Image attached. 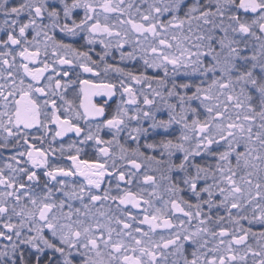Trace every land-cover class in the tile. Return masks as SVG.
Segmentation results:
<instances>
[{"label": "snow or ice", "instance_id": "6c2138e0", "mask_svg": "<svg viewBox=\"0 0 264 264\" xmlns=\"http://www.w3.org/2000/svg\"><path fill=\"white\" fill-rule=\"evenodd\" d=\"M0 149V264H264V0H0Z\"/></svg>", "mask_w": 264, "mask_h": 264}, {"label": "flooded vegetation", "instance_id": "af4514ba", "mask_svg": "<svg viewBox=\"0 0 264 264\" xmlns=\"http://www.w3.org/2000/svg\"><path fill=\"white\" fill-rule=\"evenodd\" d=\"M101 48H102V46H97V49L96 50L97 51H100ZM41 59H43V56H41ZM116 62L119 63L118 54H117ZM128 66L131 67L132 65L129 64ZM67 96H68L69 99H75L74 96H73V94H72L71 89L69 90ZM49 135H51V133H49ZM102 135H105V138L106 139L107 138H110L106 134H102ZM70 139L75 140V139H78V138L75 137L74 134L69 133L68 136H65L62 141L58 138L57 143L54 146H58V144L61 143V142H64L66 144V142H68ZM30 143H31V141H30ZM45 146H47L46 143H45ZM20 150H23V149H20ZM15 151H16V149H10V150H7V151H5L3 149H0V166H3L7 162V157L9 155L14 154ZM95 155L96 154L91 149H88V150H86L85 155H82L81 156V159L88 158V159L91 160V159H94L95 158ZM50 159H54V162H56V163H58V164H60L62 166H69V165H71V161L67 160V156L66 155L64 157L57 156L55 158H50ZM42 171H43V169H38L37 170V175L40 176L41 180L44 179V177L41 175ZM143 171H144V169H141V172H143ZM113 183H115V181H113ZM123 186H124V184L122 182V187ZM142 186L148 187L147 185H142ZM131 188H132L133 191H136L137 190V181L136 180L133 181V184L131 185ZM133 211L135 212V211H139V210H133ZM245 226H247V225L245 224ZM254 230H259V229H254ZM253 242L254 241L250 238L249 239V243H253Z\"/></svg>", "mask_w": 264, "mask_h": 264}]
</instances>
